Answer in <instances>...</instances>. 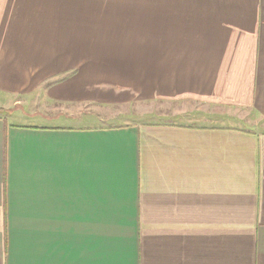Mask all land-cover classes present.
Returning a JSON list of instances; mask_svg holds the SVG:
<instances>
[{
    "label": "crops",
    "instance_id": "0c3cea01",
    "mask_svg": "<svg viewBox=\"0 0 264 264\" xmlns=\"http://www.w3.org/2000/svg\"><path fill=\"white\" fill-rule=\"evenodd\" d=\"M32 97L0 264H264V0H0V108ZM136 102L172 119L96 123Z\"/></svg>",
    "mask_w": 264,
    "mask_h": 264
},
{
    "label": "rangeland",
    "instance_id": "374dc122",
    "mask_svg": "<svg viewBox=\"0 0 264 264\" xmlns=\"http://www.w3.org/2000/svg\"><path fill=\"white\" fill-rule=\"evenodd\" d=\"M35 97L33 98H29L27 99V103H29V106H24L23 107V104L22 103H19L18 105H6L4 106V108H0V115L4 116V117H8V115L10 113L13 114V117L11 119L14 120V116H21L22 117H19L18 119H21L20 122H27V123H33V122H38V121H34V120H38V118L41 117V113H40V110H34V107H33V104H35ZM8 100V98H7ZM43 100V99H42ZM10 101L12 102L13 101V98H10ZM26 101V100H25ZM6 103H9L6 102ZM26 104V103H25ZM181 108H178V109H184V107L182 105H179ZM151 107H153L155 110L154 112L156 113L155 115H151V116H147V115H142L143 114V104L142 102H136L133 105H129L127 107V104H122L120 106V108H109V109H104V110H101V112H99L102 116H104V120L101 121V120H96V123H101V125H104V124H110V123H118V122H132V121H137V120H140L141 118H150V117H153L155 119H172L170 118L172 115H157L159 113V108H166L167 105L165 104H157L155 103L154 106H151V105H147L145 107V109H151ZM175 108V107H174ZM41 111L44 112V110L48 109L49 111H51L50 109L51 108H47V106H42L41 108ZM38 111V112H37ZM27 113L29 114V116H27L26 114ZM32 112H37L36 115H31ZM27 116V117H26ZM9 118V117H8ZM189 119L190 117H188V115H182L180 117H178L176 120H183V119ZM10 119V118H9ZM25 119H29V120H32V121H27ZM79 120V119H78ZM91 120V119H90ZM62 121V122H60ZM82 121H86L85 119L82 120L80 119L79 121H75V120H63V119H58L57 122H60V123H72V124H75V122H82ZM91 121H95V120H91ZM45 122L44 119L40 120V123H43ZM236 125H241V126H251L254 130H257V131H261V132H264V122L263 123H258V124H255L253 123L252 121H249L247 120V122H242V123H234Z\"/></svg>",
    "mask_w": 264,
    "mask_h": 264
}]
</instances>
